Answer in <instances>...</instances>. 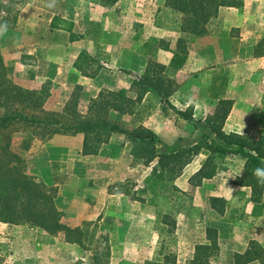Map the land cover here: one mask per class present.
Instances as JSON below:
<instances>
[{"label":"crops","instance_id":"1","mask_svg":"<svg viewBox=\"0 0 264 264\" xmlns=\"http://www.w3.org/2000/svg\"><path fill=\"white\" fill-rule=\"evenodd\" d=\"M236 1L240 4L219 8L206 34L189 36L181 31V14L166 0H52L21 13L14 29L3 28L0 49L14 68L16 84L39 90L52 82L45 108L56 112L80 87L78 109L87 114L90 100L103 89L129 90L149 63L161 64L169 72L168 101L178 110H190L196 125L156 92L137 105H146L144 119L136 108L132 114L112 111L111 120L128 129L151 130L158 153L192 147L204 134L213 144L235 149L202 122L222 101H231L222 126L226 134L258 139L264 133V0ZM53 19L56 28L51 30ZM181 38L187 56L174 69L171 61ZM84 141L82 133L57 134L44 142L25 135L18 153L30 174L57 189L62 222L83 232L80 258L85 263L94 264L91 247L108 238L110 264H171L169 257L175 258L173 264H189L198 246L213 242L219 249L209 264H264V198L252 202L251 188L237 184L244 174L243 158L226 156L213 175L203 177L209 158L203 149L180 175L163 179L155 173L157 161L145 165L131 155L132 144L124 135L113 134L96 154H83ZM63 235L0 222V257L9 241L25 258L21 264H38L35 256L41 250L50 262L57 247L47 248L39 240L54 243ZM257 249L262 259L236 261Z\"/></svg>","mask_w":264,"mask_h":264},{"label":"trees","instance_id":"2","mask_svg":"<svg viewBox=\"0 0 264 264\" xmlns=\"http://www.w3.org/2000/svg\"><path fill=\"white\" fill-rule=\"evenodd\" d=\"M238 4L240 3L236 0H166L167 7L181 14V31L189 36L206 34L208 23L217 16L220 7ZM3 27V20L0 19V29ZM54 28L55 19L50 24V29ZM260 53L264 54V51ZM186 56L185 39L181 38L171 67H182ZM165 71V66L156 62L149 63L145 74L136 78L129 90L103 89L96 98L90 100L87 114H82L78 109L82 90L77 87L63 111L54 112L45 108L51 96V81H46L39 90L16 84L12 79L13 69L5 63L0 49V222L28 225L52 235L66 233L68 242L85 248L83 232L62 222V214L55 203L57 189L48 188L43 182L29 176L24 170L23 157L11 150L13 134L23 129L31 130L42 142L57 134L74 136L82 133L85 136L84 155L98 153L113 134L124 135L132 144L131 155L145 165L157 161L155 173L163 179L180 175L203 149L209 154L207 165L202 170L203 177L213 175L215 166L226 156H240L245 160V166L244 174L237 180V184L250 187L251 201L261 203L264 198V177L256 175V170H264V133L258 139L249 135L226 134L222 126L231 101H222L217 112L202 123L216 138L235 146V149L213 144L209 141V135L204 134L202 140L192 147L173 154L158 153L157 136L151 130L143 126L128 129L111 120L112 111L134 113L138 103L149 92L161 94L170 108L182 118L191 120L193 115L190 110H178L168 101L172 90L171 85L166 82ZM191 121L196 125V121ZM218 249L214 242L208 246H198L197 254L189 264H209V259ZM106 252L105 263L101 262L98 253L93 254V263L109 264L108 245ZM262 257V252L257 249L255 252L247 251L236 261L245 263ZM169 260L171 264L175 263V258L169 257ZM2 262L0 257V264Z\"/></svg>","mask_w":264,"mask_h":264},{"label":"rangeland","instance_id":"3","mask_svg":"<svg viewBox=\"0 0 264 264\" xmlns=\"http://www.w3.org/2000/svg\"><path fill=\"white\" fill-rule=\"evenodd\" d=\"M49 1H52V0H0V19L3 20V24H4L3 28L14 29V27L17 26L18 24V19L21 13L28 12L32 10L34 7H39L41 4L48 3ZM172 18L174 17L172 16ZM3 28L0 29V32ZM12 69H13L12 79L14 81V68L12 67ZM166 74H169V72ZM52 86L53 84L51 82V89H52ZM137 108L139 110L138 118L141 120L144 119L145 113H146V105H139ZM25 135L33 136L37 140H39V138H37L31 132V130L23 129V130L17 131L16 133L13 134V137H12L11 150L13 152L18 153V148H19L18 144L24 140ZM24 170L29 176H32L36 180H39V178L29 173L25 159H24ZM63 234L64 235L62 236V238H55L56 241L54 243L48 242V239L39 240L41 241L40 243H42V245H46L47 248H49L51 245L52 247L56 246L57 254L55 256L52 255L53 257H51V260L49 262L48 252H44L43 250L39 251V254L37 253L38 255L35 256V258H38L40 260L38 264H89V263H85V257L80 258V255L82 253H85V248H82L78 246L77 244L68 242V239H69L68 234L66 233H63ZM108 243H109L108 238H101L100 245L91 247V249L93 250V254L98 253L100 255L99 259L103 263H105V259L108 254L106 252ZM5 244L8 245L9 247L8 249L6 247L4 249L3 257H1L3 259L2 263L3 264H21L25 260V258L21 257V255L20 256L17 255V251L13 248V245L11 244V242L5 241ZM39 246L40 245H38L37 248H39ZM109 248H110V257H111L112 249L110 246ZM171 250L173 251V247L171 248ZM26 257L32 258L30 255H26ZM108 263L110 264V258H109Z\"/></svg>","mask_w":264,"mask_h":264},{"label":"clouds","instance_id":"4","mask_svg":"<svg viewBox=\"0 0 264 264\" xmlns=\"http://www.w3.org/2000/svg\"><path fill=\"white\" fill-rule=\"evenodd\" d=\"M256 175L260 176V177H264V170L262 169H257L256 170Z\"/></svg>","mask_w":264,"mask_h":264}]
</instances>
